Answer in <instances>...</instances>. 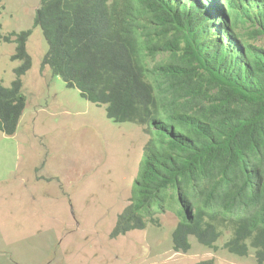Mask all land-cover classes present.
Listing matches in <instances>:
<instances>
[{"label": "trees", "instance_id": "16d2710c", "mask_svg": "<svg viewBox=\"0 0 264 264\" xmlns=\"http://www.w3.org/2000/svg\"><path fill=\"white\" fill-rule=\"evenodd\" d=\"M34 24L43 68L149 135L138 195L110 237L158 227L173 209L175 252L192 238L216 251L226 237L229 254L264 264V0H40ZM31 33L3 36L0 25L21 63L0 83L6 136L26 107Z\"/></svg>", "mask_w": 264, "mask_h": 264}, {"label": "rangeland", "instance_id": "374dc122", "mask_svg": "<svg viewBox=\"0 0 264 264\" xmlns=\"http://www.w3.org/2000/svg\"><path fill=\"white\" fill-rule=\"evenodd\" d=\"M40 0H3L1 34L31 30L32 67L22 78L26 107L17 132H0V264H257L229 254L226 237L211 250L191 239V250L172 249L178 224L173 209L148 225L112 239L119 214L138 195L144 146L133 123H115L106 107L83 99L50 68L48 45L36 27ZM14 43H0V83L10 87Z\"/></svg>", "mask_w": 264, "mask_h": 264}]
</instances>
